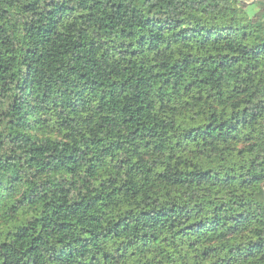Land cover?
Segmentation results:
<instances>
[{
	"label": "trees",
	"instance_id": "1",
	"mask_svg": "<svg viewBox=\"0 0 264 264\" xmlns=\"http://www.w3.org/2000/svg\"><path fill=\"white\" fill-rule=\"evenodd\" d=\"M0 264H264V0H0Z\"/></svg>",
	"mask_w": 264,
	"mask_h": 264
},
{
	"label": "rangeland",
	"instance_id": "2",
	"mask_svg": "<svg viewBox=\"0 0 264 264\" xmlns=\"http://www.w3.org/2000/svg\"><path fill=\"white\" fill-rule=\"evenodd\" d=\"M243 2L249 3L251 1H256V0H242Z\"/></svg>",
	"mask_w": 264,
	"mask_h": 264
}]
</instances>
